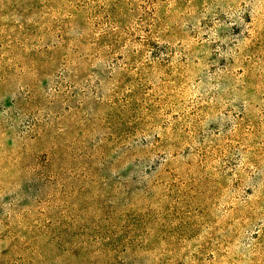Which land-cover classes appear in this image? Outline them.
Returning <instances> with one entry per match:
<instances>
[{"label": "rangeland", "instance_id": "obj_1", "mask_svg": "<svg viewBox=\"0 0 264 264\" xmlns=\"http://www.w3.org/2000/svg\"><path fill=\"white\" fill-rule=\"evenodd\" d=\"M0 264H264V0H0Z\"/></svg>", "mask_w": 264, "mask_h": 264}]
</instances>
